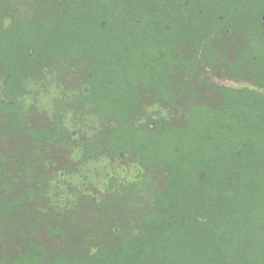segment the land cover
<instances>
[{
  "label": "trees",
  "instance_id": "1",
  "mask_svg": "<svg viewBox=\"0 0 264 264\" xmlns=\"http://www.w3.org/2000/svg\"><path fill=\"white\" fill-rule=\"evenodd\" d=\"M8 1L0 0V156L14 152L20 133L64 145L63 113L81 110L111 128L86 138L80 157L129 159L134 171L97 176L95 185L106 187L78 196L80 215L58 181L67 170L51 187L37 171L19 200L40 210L25 211L34 234L0 264H264V25L244 15L240 0H51L36 17H16ZM237 31L244 43L228 70L246 61L254 81L213 87L215 104L195 101L183 73L206 68L202 56H213L222 33ZM66 62L82 71L81 88L67 99L54 95L44 125L25 123V81L47 79L48 68ZM183 95L179 118L170 117ZM146 107L153 110L145 115ZM67 149L72 157L75 146ZM33 162L22 158L24 167ZM88 167L76 166L81 183ZM12 203L0 201V213ZM58 238L67 242L54 250Z\"/></svg>",
  "mask_w": 264,
  "mask_h": 264
},
{
  "label": "rangeland",
  "instance_id": "2",
  "mask_svg": "<svg viewBox=\"0 0 264 264\" xmlns=\"http://www.w3.org/2000/svg\"><path fill=\"white\" fill-rule=\"evenodd\" d=\"M49 3H51V0H9L5 3V6L7 10L11 9L14 11L16 17H28L29 15L36 17L45 8H49ZM243 43L244 39L238 31L222 33L218 41L214 43L213 56L208 59L204 56H202L203 58L201 57L202 61H206L207 67L203 68L201 65H198L196 75L183 73V78L191 82L197 91L195 101L215 104L219 100V92L213 87L231 88L247 81H254V71L246 61L239 62L238 71L231 72L228 70L233 53ZM77 67L72 62L71 65L70 62H66V66H62L60 69L56 67H52V69L51 67L48 68L47 79L34 78L25 81L27 85V93L25 94L27 101L24 102L25 105L22 110L25 116V123L44 125L49 119L51 99L54 95L62 96L65 99L72 97V94L74 96L75 93L73 92L82 86L79 77L83 78L82 71H79L80 68L77 69ZM184 98L186 99V95H183L182 98L178 96L176 101L173 102V106L169 105L167 112L170 117L179 118L177 106L180 105L181 101H184ZM144 100L146 104L147 97H144ZM29 107H33L34 109ZM143 110L146 115L153 109L146 107ZM161 112L164 116L167 114L166 110ZM63 114L65 115V121H63L64 130L67 134V140L64 145L56 146L51 145V143L43 145L42 142L30 140L23 133H20L18 135H20L21 140L25 139L14 148V152H8L7 155H10L8 158L7 155L0 156L2 160L0 162V201H13L12 206L6 207L0 213V256L3 254L12 258L19 249L21 250L26 246L24 243L30 234H34L32 230V226L35 225L32 222L34 218L32 217L31 219L25 211L32 210L36 214H39L40 210L36 209L34 205L35 200L29 201L26 204L23 203L25 208L22 205L20 207L19 200L25 195L23 188L27 185H32L37 180V176L35 175L37 171L49 175V187H51L54 184L51 179L56 178L57 180L58 172L64 169L67 170L65 173L67 180L58 178V181L69 185H66L65 190H72L73 196L70 198L75 202L77 215H80L81 212L85 213L84 205L77 199L80 194H83L84 190L91 189L92 193H101L106 187V183L100 184V187L97 186L98 184L95 185L98 179L97 176H101L105 182L111 176L120 178L133 175L134 169L130 167L129 159L114 161L105 157L104 154L96 153L88 157H80L85 139L91 138L101 128L104 129L106 126L111 128L110 120L98 117H90L88 119L87 116L89 115L81 110L77 111V113L65 111ZM162 115L159 113L158 116L161 118ZM3 119V117H0V132L1 125L4 124ZM0 138L3 139L4 136L0 134ZM71 146H75V153L72 154V157H68L66 155V152H68L67 147L70 148ZM4 149L5 147L1 145L0 150L3 151ZM30 156L34 157L35 162L32 163V167H24L22 158L29 160ZM60 156L61 161L59 160ZM82 162L87 163V166H89L88 177L90 178L83 183L76 179L75 173L76 166ZM67 167L71 168V172L68 171ZM100 169L101 171H99ZM98 171L100 175H97ZM47 194L46 199H51V191L47 192ZM37 199L39 201L40 198L38 197ZM40 231L41 229L38 227L35 233L39 235ZM57 241L62 243L52 247L54 250L61 249L60 247L63 246V242H67L65 239L59 238ZM46 242L51 247V241L47 240ZM69 242L71 241L69 240Z\"/></svg>",
  "mask_w": 264,
  "mask_h": 264
},
{
  "label": "flooded vegetation",
  "instance_id": "3",
  "mask_svg": "<svg viewBox=\"0 0 264 264\" xmlns=\"http://www.w3.org/2000/svg\"><path fill=\"white\" fill-rule=\"evenodd\" d=\"M240 5L247 18L260 21L264 25V0H240Z\"/></svg>",
  "mask_w": 264,
  "mask_h": 264
}]
</instances>
